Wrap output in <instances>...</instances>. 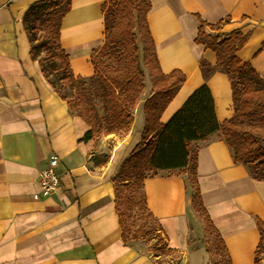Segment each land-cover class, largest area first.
Wrapping results in <instances>:
<instances>
[{
	"label": "crops",
	"instance_id": "crops-1",
	"mask_svg": "<svg viewBox=\"0 0 264 264\" xmlns=\"http://www.w3.org/2000/svg\"><path fill=\"white\" fill-rule=\"evenodd\" d=\"M37 1L0 0V264H159L150 247L140 241L123 242L111 182L141 141L143 104L152 92L141 100L126 135L80 142L90 127L71 114L30 56L23 20ZM104 1L72 0L62 20L61 46L76 77L94 74L90 59L104 44ZM150 4L147 21L161 70L185 76L160 122L165 124L203 85L213 97L218 123L230 120L231 81L224 69L216 67L215 53L195 43L200 21L222 23L216 31L205 28L221 39L235 31L247 35L237 57L264 79V0H150ZM202 61L212 69L208 77ZM218 135L196 143L202 202L231 264H254L260 243L256 218L264 223V181L254 180L246 166L235 163L232 150ZM108 147V164L91 171L90 159ZM51 157H57L61 167L68 165L64 172L73 177V198L65 186L50 197L33 199L39 191L38 173ZM144 193L149 212L160 223L168 247L180 255V264H212L201 236L186 224L191 217L187 175L148 178Z\"/></svg>",
	"mask_w": 264,
	"mask_h": 264
},
{
	"label": "trees",
	"instance_id": "trees-1",
	"mask_svg": "<svg viewBox=\"0 0 264 264\" xmlns=\"http://www.w3.org/2000/svg\"><path fill=\"white\" fill-rule=\"evenodd\" d=\"M71 3L72 0H38L29 6L23 22L31 45V58L38 61L44 77L59 98L66 102L71 114L80 117L90 127L80 142L96 141L109 135H126L130 131L132 111L143 93L145 79L140 67L137 39L141 42L142 62L154 89L143 104L145 126L141 141L111 181L123 242L127 243L123 230L124 212L130 214L136 209L137 215L147 212V216L156 222L157 226L149 228L157 242L150 251L154 255L159 249L175 252L168 247L160 223L147 208L144 181L160 174L165 177L187 175L193 190L189 206L203 221L206 236L215 237L216 242L209 241L210 247L216 252L223 251V264H231L223 240L202 202L197 181L199 147L196 143L207 142L219 133L218 138L232 150L234 162L246 166L254 180L264 181V79L237 57L248 36L235 31L221 39L207 34L205 28L216 31L222 23L209 25L200 21L195 39L196 44L215 53L216 67L224 69L230 78L234 102L232 118L218 123L213 97L208 87L203 85L192 92L182 107L162 124L161 116L178 94L185 76L177 70L168 75L161 70L147 21L150 0L104 1V44L92 52L90 63L94 74L87 78L74 75L69 57L61 46L62 20L70 11ZM201 68L205 77L212 72L204 61ZM66 88L72 92L70 96ZM94 89L102 100V116L91 98ZM93 161L94 158H91L90 162ZM108 162L97 167L103 168ZM256 225L260 243L254 264H261L264 223L256 218ZM145 234L143 226L130 240H141ZM206 252L211 256L210 248H206Z\"/></svg>",
	"mask_w": 264,
	"mask_h": 264
},
{
	"label": "rangeland",
	"instance_id": "rangeland-1",
	"mask_svg": "<svg viewBox=\"0 0 264 264\" xmlns=\"http://www.w3.org/2000/svg\"><path fill=\"white\" fill-rule=\"evenodd\" d=\"M137 47L139 49V58L141 60L140 67H141V70L144 72L145 79H144V90H143V93L141 94V96L139 98V101L137 102V104L135 105V108L132 111L133 120H135V115L137 114V112H136L137 111L136 110L137 107L142 106L141 105V103H142L141 100L143 98H146V96L149 94V92H153L154 91V89L151 87L150 79H149V76H148V71H147L146 67L144 66V64L142 62V45H141V42H140L139 39H137ZM42 57H44V54H43ZM51 78L54 79L53 76H51ZM150 89H151V91H150ZM65 91L67 92V94L69 96H70V94H72V92L70 91L69 88H66ZM145 92H146V94H144ZM91 98H92V101L94 102V104L96 105V107H97V109L99 111V114L102 116V112H103L102 111V100L98 96L97 89H94L92 91ZM120 136H124V135H120ZM102 138H104V137H102ZM99 139H101V138H99ZM92 158H94V161L93 162L89 161V163L91 164L89 169L91 171L95 172L98 168H100V167H97V165H101L105 161L110 160L109 147H108L107 151L102 152V153H100V154H98V155H96L95 157H92ZM62 167H63V172L69 169L68 165H64ZM67 177L68 176L66 174V177H65V179L63 181V184L61 186H62V188H64L65 186L68 187V188L70 187V189L68 191H66V192H67L68 195H70L73 198V194L72 193H73L74 180H73L72 176L70 177V179L67 178ZM189 190H190V194L192 195L193 190H192V188L190 186H189ZM55 193H53V194H55ZM136 211L137 210L134 209L133 211L130 212V214L128 212H124V215H123L124 236L127 239V242H132L133 240H130L131 237H133L135 235L136 231L139 228L144 226L145 227V232H147V234H145L144 238H142L141 240H138V241H140L143 245H146V246L152 248L153 246L156 245L157 242H156V239H155V234L153 232H151L149 228H151L152 226H157L156 222L153 219H151L150 217L147 216V212L144 213V215L139 216V215L136 214L137 213ZM189 213H190L191 217L188 218L186 224L189 225L192 228L193 234L197 233L198 235L201 236V240H202V243H203L205 249L206 248H210L212 264H220V263L223 264V260L225 262V255H224L223 251L216 252V251H214V249L212 247H210L211 244H210L209 241L212 240L213 242H216L215 237H211L210 238V237L206 236L205 227H204L203 221L201 220V218H200V216L198 214H196V213H194L192 211L191 207H190ZM134 241H137V240H134ZM152 255L155 258H158L156 261L159 264H180V261H181V257H180L179 254H177L176 252H170V253L166 252V249L164 251L159 249L155 253V255L153 253H152Z\"/></svg>",
	"mask_w": 264,
	"mask_h": 264
},
{
	"label": "built area",
	"instance_id": "built-area-1",
	"mask_svg": "<svg viewBox=\"0 0 264 264\" xmlns=\"http://www.w3.org/2000/svg\"><path fill=\"white\" fill-rule=\"evenodd\" d=\"M66 173L60 165L57 157H51L38 173L39 192L33 195V199L40 201L62 189Z\"/></svg>",
	"mask_w": 264,
	"mask_h": 264
},
{
	"label": "bare ground",
	"instance_id": "bare-ground-1",
	"mask_svg": "<svg viewBox=\"0 0 264 264\" xmlns=\"http://www.w3.org/2000/svg\"><path fill=\"white\" fill-rule=\"evenodd\" d=\"M77 64V63H76ZM76 64H74V67L78 70V66L76 65ZM40 190V189H39ZM39 192V191H38ZM37 192V193H38ZM34 195V194H33Z\"/></svg>",
	"mask_w": 264,
	"mask_h": 264
}]
</instances>
